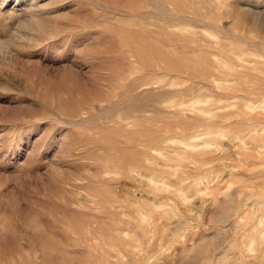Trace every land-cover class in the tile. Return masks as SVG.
<instances>
[{"label": "rangeland", "instance_id": "1", "mask_svg": "<svg viewBox=\"0 0 264 264\" xmlns=\"http://www.w3.org/2000/svg\"><path fill=\"white\" fill-rule=\"evenodd\" d=\"M0 264H264V0H0Z\"/></svg>", "mask_w": 264, "mask_h": 264}, {"label": "bare ground", "instance_id": "2", "mask_svg": "<svg viewBox=\"0 0 264 264\" xmlns=\"http://www.w3.org/2000/svg\"><path fill=\"white\" fill-rule=\"evenodd\" d=\"M147 139H148V138H147ZM156 140H157V139H156ZM151 141H152V140H151ZM153 141H155V139H154ZM157 141H158V140H157ZM151 144H152V143H151ZM131 154H132V153H131ZM131 154H130V155H131ZM144 154H145V153H144ZM134 155H135V154H134ZM134 155H133V156H134ZM147 158H148V157H147ZM127 159H128V158H127ZM124 161H125V160H124ZM136 161H137V160H136ZM145 162H147V160H146ZM127 163H129V162H127ZM130 163H132V162H130ZM146 164H147V163H146ZM147 165H148V164H147ZM128 171H129V170H128Z\"/></svg>", "mask_w": 264, "mask_h": 264}]
</instances>
